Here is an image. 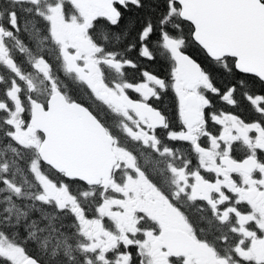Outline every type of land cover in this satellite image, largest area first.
<instances>
[{"label": "snow or ice", "instance_id": "snow-or-ice-1", "mask_svg": "<svg viewBox=\"0 0 264 264\" xmlns=\"http://www.w3.org/2000/svg\"><path fill=\"white\" fill-rule=\"evenodd\" d=\"M0 264H264V0H0Z\"/></svg>", "mask_w": 264, "mask_h": 264}, {"label": "flooded vegetation", "instance_id": "flooded-vegetation-1", "mask_svg": "<svg viewBox=\"0 0 264 264\" xmlns=\"http://www.w3.org/2000/svg\"><path fill=\"white\" fill-rule=\"evenodd\" d=\"M149 70L159 71L158 67L155 66V65H151ZM258 91H259V89H258ZM241 113L244 114L245 116L248 115V113H246V112L244 111V109H241Z\"/></svg>", "mask_w": 264, "mask_h": 264}]
</instances>
